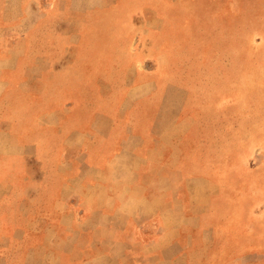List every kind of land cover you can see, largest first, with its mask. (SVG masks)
Masks as SVG:
<instances>
[{
	"label": "crops",
	"instance_id": "0c3cea01",
	"mask_svg": "<svg viewBox=\"0 0 264 264\" xmlns=\"http://www.w3.org/2000/svg\"><path fill=\"white\" fill-rule=\"evenodd\" d=\"M108 1L19 0L17 19H0V99L12 94L11 74L19 68V99L32 97V106L19 109H32L34 129L63 131L60 140L40 133L31 141L19 139V160L31 150V159L55 167L53 174L45 168L41 179L19 171V219L12 225L19 226L20 240L37 237L48 243L40 252L33 250L31 264H44L41 252L46 256L55 245L62 264H195L204 256L198 249L215 240L207 224L226 210L221 195L233 172L230 161L239 160L236 150H228V138L222 158L201 160L188 156L180 138L169 137L181 128L185 101L201 88V70L210 64L203 57L201 70L189 73L185 62L190 58L177 46L159 50L151 62L136 56L121 65L135 70L133 85L121 101L104 106L100 61L85 63L82 58L71 65L48 51L55 48V36L66 50L73 46L66 40L71 34L133 35L141 32L136 17L148 15L160 22L164 17L161 9L150 6L142 14L129 13V0L102 8ZM178 1L159 0L163 9ZM87 42L101 50L116 43ZM29 48L45 52L26 58ZM57 64L62 69L52 72ZM27 85L30 91L23 89ZM39 99L47 102L45 124L36 113ZM260 110L224 109L225 128L248 129L249 118L258 127ZM29 192L32 213L24 216ZM254 238L264 243L262 231Z\"/></svg>",
	"mask_w": 264,
	"mask_h": 264
},
{
	"label": "rangeland",
	"instance_id": "374dc122",
	"mask_svg": "<svg viewBox=\"0 0 264 264\" xmlns=\"http://www.w3.org/2000/svg\"><path fill=\"white\" fill-rule=\"evenodd\" d=\"M119 2L109 0L102 8L109 9ZM129 2L127 10L133 14H142L149 6L153 10L161 9L162 22L149 19L148 15L138 16L135 21L141 32L133 35L71 34L66 40L73 46L66 50L55 36V48L48 51V56L61 61L66 59L71 65L80 63L82 58L86 59L85 63L100 61L98 68L104 81L103 86L99 85L104 92V106L107 101L108 105L121 101L122 95L133 85L135 70L121 65L132 62L136 56L137 60L151 62L159 50L177 46L182 48L184 57L191 59L185 62L189 73L199 71V62L204 57L210 67L206 71L200 69L205 74L201 88L186 99L183 124L171 131L169 137L180 138L188 156L196 155L201 160L222 158L224 141L228 138L232 146H228V150L231 154L236 150L239 160L230 161L233 172L228 177L226 192L221 195V207L226 210L207 224L215 240L212 238V242L198 249L204 256L196 259L195 264H264V243L254 238L257 231L264 233V161L261 160L264 159V0H182L164 9L159 0ZM2 9L5 12L0 13L1 22H13L19 16V0L0 1ZM97 39L98 43L103 41L110 45L112 39L116 43L114 48L101 50L95 48L99 47L97 44L87 42ZM30 40L31 36L24 39L27 46ZM33 52L42 56L45 51L39 54L29 48L26 58ZM51 69L59 71L62 64ZM11 77L12 94L0 99V107H11L0 109V130H4V134H0V223H6L0 224V264H31L33 250L40 249V252L48 243L37 237L31 241L20 240L19 226L12 225V221L19 219V171L20 175L35 174L36 179H41L45 168L53 174L55 166L53 162L49 165L31 159V150L25 160H19V139L31 141L34 133H40L60 140L63 131L54 129L51 134L46 129H34L32 109H19V105L32 106V97L19 99V68ZM23 89L30 91L31 85ZM67 100L74 103L75 98ZM38 106L41 109H36V113L40 115V123L45 124L47 102L39 99ZM224 109H261L258 127L249 118L248 129H226ZM32 198L31 192L25 195L24 216L32 213ZM58 246L46 256L41 252L39 262L62 264Z\"/></svg>",
	"mask_w": 264,
	"mask_h": 264
}]
</instances>
